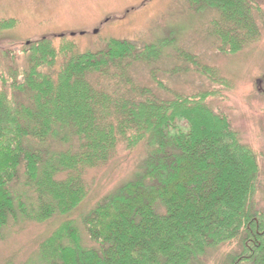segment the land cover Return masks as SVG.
Wrapping results in <instances>:
<instances>
[{"label": "trees", "instance_id": "1", "mask_svg": "<svg viewBox=\"0 0 264 264\" xmlns=\"http://www.w3.org/2000/svg\"><path fill=\"white\" fill-rule=\"evenodd\" d=\"M187 2L216 15L207 27L220 53L263 36L264 0ZM168 45L110 40L81 51L72 38H43L21 51L25 67L0 46V234L59 220L35 264H202L223 249L219 264H264V149L245 144L231 114L213 106L221 91L165 98L135 80L144 64L167 90L153 66ZM176 52L186 69L230 90L197 56ZM139 145L146 154L133 178L79 214L88 172Z\"/></svg>", "mask_w": 264, "mask_h": 264}, {"label": "rangeland", "instance_id": "2", "mask_svg": "<svg viewBox=\"0 0 264 264\" xmlns=\"http://www.w3.org/2000/svg\"><path fill=\"white\" fill-rule=\"evenodd\" d=\"M214 17L211 11L190 10L187 0H0V23L14 24L9 31L2 25L0 46H8L17 53L19 64L25 67L26 54L21 51L43 38H72L81 51L98 50L110 40L140 45L164 40L169 45L153 69L167 90L158 89L151 77V67L144 64L133 67L135 80L165 98L174 93L188 96L207 90L221 91L226 95L224 100L214 99L213 106L229 112L243 142L261 152L264 83L259 80L264 77V31L258 43L236 54H223L217 51L207 27ZM177 49H185L197 56L202 65L216 70L229 83L230 90L213 84L194 68L186 69ZM145 154L144 145L132 151L122 148L109 164L89 171L90 195L77 212L89 210L102 197L131 180ZM16 189L20 192V187ZM257 201L264 209V166ZM58 224L59 220L9 225L0 234V264H35L39 244ZM225 255V249L212 252L202 264H219Z\"/></svg>", "mask_w": 264, "mask_h": 264}]
</instances>
